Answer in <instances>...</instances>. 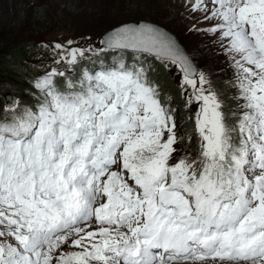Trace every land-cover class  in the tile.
Returning <instances> with one entry per match:
<instances>
[{"label": "rangeland", "instance_id": "1", "mask_svg": "<svg viewBox=\"0 0 264 264\" xmlns=\"http://www.w3.org/2000/svg\"><path fill=\"white\" fill-rule=\"evenodd\" d=\"M19 1L0 0V8L14 6ZM42 1L50 2L48 7L42 9L36 5H34L36 6L35 9L28 7L30 14L36 16V11H39L41 16H46L47 19L44 20L45 23L40 24L43 33L34 27L37 30L34 38L37 37L36 42L38 43L34 47L35 54L29 59L31 65L30 75L23 78L25 82L31 83L32 80L40 79L42 74L57 77L56 82L61 81L67 75H73L75 89L80 90L78 85L83 84L87 92V88L91 86L95 78L86 75L84 67L88 60L94 59V54L103 51L99 48L98 37H94L96 36L95 29L103 28L106 33L117 26L134 23L137 19H141L138 21L152 23L150 24L151 27H157L158 29L162 27L165 33L168 32L175 37L187 56L192 59L193 57L199 58V61L203 62L207 69L216 71L220 68L218 64H224L222 69L233 82V91L240 96V103L237 104L235 110L241 114V117L244 111L246 112L247 99L254 96L251 95L252 84L256 85L264 82V64L247 67L245 65L246 57L241 55V51L231 48V45L237 46L240 41L231 43L230 34L223 30V26H219L223 21L225 12L224 9L218 8L217 4H205L199 0H39V2ZM235 1L238 7H244L247 0ZM130 6L134 10H129ZM263 14L264 0H257L254 8L252 10L248 8L247 10V19L257 29L258 33H261L263 27L256 20V17ZM37 21L41 22L39 19ZM262 38L264 39V36ZM129 39L132 38H126L125 40ZM256 41H258L257 36L245 38L243 44L246 47H251L250 43ZM150 45L147 48L152 50L155 57L159 56L151 58L164 67L172 87L175 84L187 101H185L188 104L185 117H188L190 121H195L201 112L200 104L197 103L199 92L208 95L215 108L219 107L214 87L210 85L204 71L199 69L196 82L189 84L190 81L183 78L179 68L168 60L173 55L175 58L177 55L176 48L165 38L151 40ZM133 46L143 47L140 44L132 43ZM155 46L162 48L165 52L158 53L157 49H154ZM210 58L216 63L213 69L210 66ZM251 58L255 64H259L258 53H253ZM99 62L100 60H97L96 64L99 65ZM158 63L155 62L151 65V69L148 66V75L155 84L157 82L155 78H152L150 70H155ZM80 66L84 69L85 78L78 81L76 75L78 79L83 76L81 73L83 69ZM196 66L199 67L198 64ZM28 83H25L26 87L24 85L21 87L22 91L19 89L20 95L18 96L20 97L18 98L8 83L0 82V92L2 91L3 95H9L16 99V106L13 109L6 111L3 110L2 106L0 108V111L3 110L6 113L4 120L0 122V135L5 132L4 136L9 133L11 137H15L14 144L9 145L0 142V169L11 162L17 146L26 145L29 138L28 134L33 135L43 130H49L56 136L58 130L55 126H51L55 120L53 115H69L78 109L70 104L65 91L57 86L48 87L39 81L31 91L28 89ZM193 86H196V88ZM142 90H145V86L134 90L139 92L138 97L143 101V106L137 114L140 117L148 118L151 112H155V108L151 106L152 102L150 103L140 93ZM165 90L166 88L162 89V91ZM167 90H170V87ZM149 96L159 107L161 91L150 92ZM203 101L201 100V102ZM33 106L35 108L31 110L30 108H33ZM30 120L35 121L32 127H30ZM180 120L179 113L175 112L172 123L168 124V127L164 130L156 134L136 137L130 126L117 125L113 121L103 122L102 119L96 118L105 142L100 172L108 174L116 180L122 179L121 176H117V170L114 166L118 164L122 155H127L132 159L131 161H136L144 166L169 167L168 169L173 170L172 180L176 179V172L185 179L187 176L185 169L182 171L176 168L182 167L180 166L182 161H185L183 164L196 165L199 163V160L195 162L197 159L211 158L208 163L214 164L217 163L216 160L223 159L226 151L231 152L232 156L236 154L234 148L237 144H232L228 136V129L224 128L221 115L210 121L214 126V130L220 135V140L215 144H210L207 140L204 125L207 120L204 117H198L197 125L193 127L196 135L197 153H194L193 143H180ZM22 131L26 132L27 136L25 138H22L24 137ZM239 133H241L240 127ZM7 140V137L0 136V141ZM192 140L194 139H188L191 142ZM195 171L198 172L197 169ZM201 178L193 174L189 182L195 183ZM134 219L141 222L139 216L130 217L129 220L133 223ZM59 226L62 232L48 243L39 254L31 258L23 256L18 264H108L96 253L101 246L110 244V230L92 224L77 226L67 222L60 223ZM102 228L103 231L99 230ZM123 229L124 224H122L120 231ZM13 249L14 254L11 253ZM9 259L17 260L18 253L6 232L0 228V264H5ZM191 264L244 263L204 261V263L193 262Z\"/></svg>", "mask_w": 264, "mask_h": 264}, {"label": "trees", "instance_id": "2", "mask_svg": "<svg viewBox=\"0 0 264 264\" xmlns=\"http://www.w3.org/2000/svg\"><path fill=\"white\" fill-rule=\"evenodd\" d=\"M49 3L50 2L46 1L39 2V0H20L19 3L15 4L14 6L11 5L8 8H0V82L3 81L8 83L11 86V89H13L14 94L18 98L20 97L18 96L20 95L19 89L20 91H22L21 87L23 85L24 87H26L25 83H28L23 81V78L30 75L31 65L29 59L32 58L35 54L34 47L38 43L36 42L37 37L34 38V36L36 35L35 32L37 31L34 29V27L39 29L38 31L43 33L44 31L40 28V24L45 23L44 20L46 21L47 19L46 16L42 17L39 11H36V16L30 14L28 7L30 6L35 9L36 6H38L40 7V9H42L43 7H48ZM129 10H134V8L130 6ZM44 11L45 9L43 10V12ZM37 19H39L41 22H38ZM138 20L141 19H137L135 20V22ZM95 31L96 36L94 37L98 38L101 37L104 33L103 28H97L95 29ZM193 59V62L199 65V67H196L197 73L199 69H201L207 74V78L210 81V85L214 87L216 99L219 102L218 110V108H215L214 105H212V101L208 97V95L204 94V92H199L197 98L204 100V109H202L201 111L211 114L213 112H220L224 116V118L226 117L230 121L228 124L230 125L231 129L234 128L240 119V113L235 110L237 104L240 103L239 95L233 91V82L225 75L222 69L224 68V64H218L220 68H218L216 65L218 70L214 71L213 66L216 63L213 62L211 58L210 66H212L213 70L207 69L206 65L203 64V62L199 61V58L193 57ZM163 68L157 65L155 70L158 71V73L156 74L155 72H153L152 75L156 78L157 85L161 89L164 90L166 88L167 90V88L170 87V90L168 91H171L169 93V99L171 100L172 108L179 109V113L185 112V102L179 95L178 90H176L177 88L175 84L174 87H172L171 81L167 73L165 72V69L163 70ZM81 69L83 68L81 67ZM84 69L86 70V66L84 67ZM216 72H218V74H216ZM81 73L83 74V71H81ZM33 85L34 84L32 82H29L28 86L30 88L28 87V89L33 91ZM62 85V81L56 82V86L58 88H60ZM1 94L2 91L0 92V95ZM1 96L0 100L2 101ZM161 101L166 102V99L163 98V100ZM2 114L3 113L0 111V116H2ZM183 120L186 121L185 118H183ZM180 127L181 144H184L188 139H194L195 141L196 135L194 133L193 127L185 125ZM193 146H195V144H193Z\"/></svg>", "mask_w": 264, "mask_h": 264}, {"label": "water", "instance_id": "3", "mask_svg": "<svg viewBox=\"0 0 264 264\" xmlns=\"http://www.w3.org/2000/svg\"><path fill=\"white\" fill-rule=\"evenodd\" d=\"M135 24L144 25V26L148 27L149 31L151 33V40H157L159 38H165L170 44H172L176 48L177 55L175 56V58H171V60L174 61L182 69L186 78H188L190 80H193L195 78L196 70L194 68L193 62L189 59V57L186 55V53L182 50L181 46L178 44V42L176 41V39L173 35H171L168 32L165 33L164 32L165 30H163L162 28L158 29L157 27H151V25H150L151 23H147L144 21H137V22H134V27L137 26ZM119 27H122V30H117L116 28H113L109 32L104 33V35L100 37L99 47L134 49V50H138V51H145L146 49L150 50L147 47L151 46L150 45L151 40L147 37V35H138L136 37H133L132 39L126 40L129 42L131 47L124 44L123 43L124 39L119 38V37L124 34L123 32H124L125 26H119ZM111 32H113V33H111ZM112 34H114V35L112 36ZM142 42H144V46L146 48L137 47V46L132 47V43L133 44H140L143 46ZM150 53L153 54V52H150ZM1 98L3 99V105L6 108L10 107L15 102V99L9 95H3V96H1Z\"/></svg>", "mask_w": 264, "mask_h": 264}, {"label": "bare ground", "instance_id": "4", "mask_svg": "<svg viewBox=\"0 0 264 264\" xmlns=\"http://www.w3.org/2000/svg\"><path fill=\"white\" fill-rule=\"evenodd\" d=\"M144 22H146V21H144ZM147 23H150V22H147ZM135 25H137V24H135ZM120 26H125V27H124V32H123L124 34L121 35L119 38L126 39V38H133V37H136L138 35H147V37L151 40V33L149 31V28L144 26V25H137L134 27V23H128V24H123ZM115 28L117 30H122V27H119V26H117ZM111 33H113V32H111ZM113 35L114 34H112V36ZM30 122H31L30 127H32L33 124H35V121L30 120ZM185 173H187V176L185 178V182L188 185H193V186H198V187L204 188L206 196L212 198L215 201V203H219L220 201L225 200L226 196L220 194V192L217 189V185L213 182L212 179L202 177L201 179L197 180L195 183H190L189 179L193 174L191 172H189L187 169H185ZM218 228L221 229L222 226L219 225ZM99 230L103 231L104 229L102 228ZM212 262H214V261H212ZM126 264H141V263L137 262V261H129ZM159 264H165V263H164V261H162Z\"/></svg>", "mask_w": 264, "mask_h": 264}]
</instances>
